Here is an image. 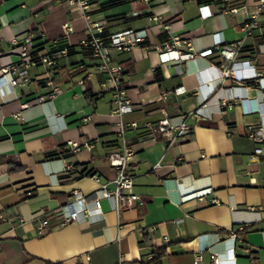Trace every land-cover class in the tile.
<instances>
[{"label":"crops","instance_id":"crops-1","mask_svg":"<svg viewBox=\"0 0 264 264\" xmlns=\"http://www.w3.org/2000/svg\"><path fill=\"white\" fill-rule=\"evenodd\" d=\"M89 1V17L105 21L106 38L148 31L145 43L111 49L112 62L123 66L120 85L134 105L131 112L112 111L111 87L102 85L104 73L79 45L86 22L75 1L0 0V66L14 59L12 36L31 32L69 47L50 70L60 89L55 96L31 102L47 91L41 65L29 69L27 84L2 86L0 264H148L144 256L158 248V264H194L197 253L201 264H212V254L218 264H264V161L253 157L255 143L246 134L249 125L264 134V9L257 10V0ZM247 21L256 25L245 33ZM173 36L193 51L213 52L162 62L155 45ZM238 40L237 59L251 60L259 74L234 83L221 78L215 47ZM167 91V99H160ZM223 100L232 104L225 112ZM194 110L188 135L172 143L150 136L146 123L162 111L178 123ZM119 122L133 150L128 171L140 202L117 215L113 201L102 199L101 213L88 202L89 215L80 222L46 219L43 213L68 203L74 190L113 186L117 170L108 153L121 147ZM61 150L71 155L47 157ZM10 162L21 168L10 170ZM84 168L92 173L76 176Z\"/></svg>","mask_w":264,"mask_h":264},{"label":"built area","instance_id":"built-area-1","mask_svg":"<svg viewBox=\"0 0 264 264\" xmlns=\"http://www.w3.org/2000/svg\"><path fill=\"white\" fill-rule=\"evenodd\" d=\"M58 1V0H57ZM75 1L80 8L84 20L86 22L84 28V36L79 40V45L87 48L92 57L97 61L96 67L99 71L105 75L102 85L106 87L109 85L112 91V98L114 103L113 112L118 115L131 112L134 105L129 101L126 96V90L120 85V77L123 71V66L120 63L112 62L111 49L121 51L140 43H145V39L148 36L146 29L140 30H125L110 35L108 38L104 36V20H91L88 14V8L93 5L89 0H72ZM256 8L258 11L264 9V0H257ZM236 8H232L235 11ZM248 19H253V15ZM256 24L254 21H247L244 25L243 31L247 33ZM65 29L71 30L67 25ZM34 35L31 32H27L21 36H12L9 39V43L12 46V54L14 59L6 64L0 66V93L2 86L8 84L12 87L27 84L30 80L29 69L38 65L44 66L47 71V75L41 79V84L47 89L45 95H39L35 97L31 102H41L46 97L51 98L60 92V89L55 85L51 69L55 67L57 61L61 56L66 53V49H59L53 52L47 50L37 51L33 47ZM241 45V41L232 42L230 44L217 45L215 51L220 58L219 71L221 78H228L231 82L241 83L246 80L254 79L259 72L256 70L255 65L251 60H238L236 53L238 47ZM146 48H149L148 44H145ZM161 56L162 62H174L186 60L194 56H205L213 52L212 49L196 52L191 50L189 42L179 36L169 37L161 44L155 45ZM81 65L80 67H83ZM82 84V80L79 81ZM168 92H162L160 99H167ZM264 95V91H262ZM30 102L24 103L27 105ZM232 104L229 100H223L220 104L222 112L231 109ZM163 115L155 122H148L146 126L149 129L150 136L162 137L168 142L172 143L178 138L184 137L191 132L190 124L187 122V118L192 115H196L197 111L194 110L188 114L181 115V119L178 123L170 122L169 116L165 111H162ZM18 117V114H15ZM132 126L136 123L131 122ZM117 133L122 139L121 147L111 150L108 153V163L115 167L117 170L116 176L111 183L112 187L108 186L109 182H101L99 186L89 192L83 193L80 190H74L72 199L59 207L56 210H48L43 213L46 219H57L59 225L66 224L68 222H80L85 220L88 213L87 203H92L94 209L101 213V200L110 199L113 201L114 210L117 215L124 210H132L135 205L140 202L139 194L133 191L134 174L128 171L129 162L133 156V150L125 144L124 141V126L122 122L117 124ZM247 136L255 143L253 157L261 158L264 161V134L260 127L247 126ZM85 147L90 148L91 142L84 144ZM71 148L76 150L79 148L77 142L71 144ZM155 164V166H157ZM95 180H98L96 175H92ZM201 199L202 194H198ZM131 217H136L137 213L131 212ZM38 229L42 231L44 229V222L38 223ZM149 230H153L154 226L148 227ZM163 240L167 242L169 239L167 236L163 237ZM158 245L155 243L154 247ZM153 253L150 252L144 256L146 261L150 260ZM212 264H218V258L211 255ZM194 264H201V255L197 253L195 255Z\"/></svg>","mask_w":264,"mask_h":264},{"label":"trees","instance_id":"trees-1","mask_svg":"<svg viewBox=\"0 0 264 264\" xmlns=\"http://www.w3.org/2000/svg\"><path fill=\"white\" fill-rule=\"evenodd\" d=\"M202 1L203 2H209L210 0H202ZM40 39H41L40 37H36V38L34 37V39H33V43H34L33 47L37 51L47 50L49 52H53V51H56L59 49H66V48L69 49V47L66 45V43L62 39L58 40L56 43H49L47 41H41ZM59 155H63L65 157H67V156H70L71 154H69L65 150H61L60 152L48 153L47 157H54V156H59ZM10 164H11L10 170L21 168V165L17 162H10ZM91 173H92V170L84 168V169L78 171L76 176H82V175L91 174ZM162 252L163 251L161 248L154 249L152 258L147 261L148 264H158L160 262V259L162 256Z\"/></svg>","mask_w":264,"mask_h":264}]
</instances>
